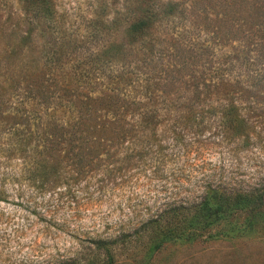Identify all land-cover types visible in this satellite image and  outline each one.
Listing matches in <instances>:
<instances>
[{
    "label": "rangeland",
    "instance_id": "obj_1",
    "mask_svg": "<svg viewBox=\"0 0 264 264\" xmlns=\"http://www.w3.org/2000/svg\"><path fill=\"white\" fill-rule=\"evenodd\" d=\"M104 94L155 118L128 115L130 141L42 190L20 133L71 125V98ZM210 188H264V0H0V264H264V216L152 254L165 226L150 221Z\"/></svg>",
    "mask_w": 264,
    "mask_h": 264
},
{
    "label": "trees",
    "instance_id": "obj_2",
    "mask_svg": "<svg viewBox=\"0 0 264 264\" xmlns=\"http://www.w3.org/2000/svg\"><path fill=\"white\" fill-rule=\"evenodd\" d=\"M27 91L39 101L50 99V91L41 81H29ZM69 102L77 110V118L73 124H43L38 127V133L29 132L27 139L23 132L20 133L24 136L22 142L34 151L38 171L44 173V191H54L61 185L59 179L64 170L68 169L77 177L89 174L103 161V156L108 151L130 141V132H139L140 128L126 123L128 115L134 117L138 114L142 126L145 127L155 118L149 115L156 114L157 111L154 103L130 102L120 96L107 94L99 98L86 96L85 100L74 97ZM141 107L143 110L139 112ZM14 124L20 126V123ZM261 216H264V188L238 192L210 188L198 204L173 207L170 212L150 221L149 226H158L156 229L165 226L160 228V233L159 229L156 230L157 238L154 241L157 242L152 248V254L169 241L194 242L222 221L229 223L233 231L240 230L242 225L252 229ZM108 244L100 241V246L97 244L96 249L110 261L112 255L107 247L111 244ZM76 260L68 261L67 264H78L80 260Z\"/></svg>",
    "mask_w": 264,
    "mask_h": 264
}]
</instances>
